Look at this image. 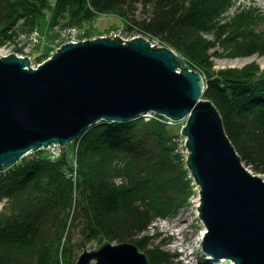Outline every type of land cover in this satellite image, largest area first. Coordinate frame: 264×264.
Masks as SVG:
<instances>
[{"label":"trees","instance_id":"trees-1","mask_svg":"<svg viewBox=\"0 0 264 264\" xmlns=\"http://www.w3.org/2000/svg\"><path fill=\"white\" fill-rule=\"evenodd\" d=\"M48 2L0 0L1 36L37 27ZM56 12V20L71 13L72 21L82 22L117 13L131 28L177 51L190 69L205 75L203 98L219 111L242 161L264 175V71L255 64L220 71L216 78L211 73L215 57L264 56L263 10L239 7L237 0H57ZM168 124L154 115L91 126L68 150L77 161V183L71 162L53 161L48 151L0 172V264H71L84 238L98 245L135 243L150 264H170L174 254L161 245L148 248L154 237L143 235L194 192L176 153L179 132ZM85 221L94 228L90 237Z\"/></svg>","mask_w":264,"mask_h":264},{"label":"water","instance_id":"water-1","mask_svg":"<svg viewBox=\"0 0 264 264\" xmlns=\"http://www.w3.org/2000/svg\"><path fill=\"white\" fill-rule=\"evenodd\" d=\"M104 36L65 44L38 69L27 56L0 58V172L54 144L66 164L67 149L101 121L128 122L149 112L184 120L204 251L233 264H264V179L244 167L219 111L203 100L201 73L144 37ZM86 228L91 236L94 228ZM79 247L83 253L72 264H150L131 242Z\"/></svg>","mask_w":264,"mask_h":264},{"label":"rangeland","instance_id":"rangeland-1","mask_svg":"<svg viewBox=\"0 0 264 264\" xmlns=\"http://www.w3.org/2000/svg\"><path fill=\"white\" fill-rule=\"evenodd\" d=\"M56 2L57 0H49L48 2L49 8L48 10L45 11L47 15L44 16L43 18H38L39 24L37 25V27H34V29L32 30L27 29L26 31H22V32L20 31L15 32V30L13 29L11 31L6 32V36L4 37L1 36L0 34V58L7 57L13 53H15V55L18 57L25 58L27 56V58L30 59V68L38 69L39 66H41L45 61L50 60L58 52V49H60L65 44L72 43L73 41L85 42L87 40H92L99 37L105 38L106 36L104 35H109V34H114V36L118 35L122 40H128V41L142 36L152 44V47L158 44L157 47H166L172 50L175 54H178V56L182 57L173 48L164 45V43L160 39L154 38L149 35L141 34L140 32L131 28L129 22L125 19V17L117 13H105L100 16H94L90 18V20L83 22L79 21L78 19L72 21L71 13H70V15L68 14L66 15V18H60L59 20H56V16H57ZM237 6L256 7L264 11V0H237ZM234 10L231 11V14L233 13ZM72 11H75V9L73 8ZM9 32H13V33H9ZM216 50L218 49L217 48L212 49L211 52H214ZM182 58L184 59V57ZM211 60L213 62V70H211V73L215 78L218 76L220 71L230 68L242 70L244 69V67L248 65L250 66L257 64L258 67L260 68L259 70L264 71V56L259 55L257 53L247 57H238V58L215 57L212 58ZM26 69H29V67H26ZM203 76L204 78H206L205 75ZM149 116L151 117L147 119L154 117L153 114H149ZM159 116H163V115H159ZM168 123L177 127V130L179 132V138L176 139L178 143V147H176V153H178L180 155L181 160L184 161L185 164H187V160L190 154L186 146L187 138H185L182 135V129L183 126L186 125V121L183 120V121L175 122L168 119ZM55 145L56 144H54V146ZM54 146L50 147V149L47 148L45 150L50 151L51 149L53 150L56 147H58V145L56 147ZM72 146L68 148L67 151L68 150L71 151V149H73ZM56 153L59 156V159H61L62 150L60 145ZM33 154L34 152H30L27 155H25L22 159L30 158ZM69 161L71 162L72 165L71 177L74 178L75 183H77V179H78L77 161L76 159L74 161L73 160L71 161V159H69V152H68L67 163H69ZM242 163L249 172L256 174L255 171L252 169V167L248 165L245 161H242ZM256 175H259L264 179L263 174H256ZM188 179L191 181L192 189H193V185L195 186V188L198 189L197 183L190 172L188 175ZM75 194L79 195L77 191L75 192ZM194 196L198 198L199 192L197 191L192 192L191 195L188 197L187 204L182 207L185 208L184 211H181L182 216L187 215L189 219L188 221H186V224H183L180 228H177L174 227L176 225L172 224V221L169 220L168 222H165L162 218H160L157 219V221H159V223H157V225H159L157 228L154 229L152 228L154 226L153 223L151 228L148 227V230L143 232V235H146L147 237H154V239L151 240V246H149L148 248L161 245L162 251H166L168 253L175 255L176 253H180L184 251L182 244H184L185 248L195 246L197 247L196 251L198 252H196L195 254L196 255L195 259L193 258L194 259L193 264H233L230 261H224V260L219 262H214L211 261V258L206 257V255H203L204 252L202 251L201 248L203 246V236L206 231V228L200 217V212H199L200 206L198 205L199 202L194 199ZM168 223L170 224V226H167L169 225ZM182 231H185L184 234L182 233ZM75 234H77V231H75ZM175 236H177L178 240L180 241L178 240L173 241L174 239L173 237ZM79 239L80 237L76 235L75 242L73 244H77ZM76 247H78V245H76ZM97 247L98 245L95 242L88 244V250L90 251L95 250ZM82 253H83V248H78L76 253L74 254V258L72 259V261L75 259V257L81 255ZM183 259L185 263H183L180 258L179 259L173 258L170 264H187L186 262L188 260L185 258ZM91 264H95V262L92 261Z\"/></svg>","mask_w":264,"mask_h":264},{"label":"bare ground","instance_id":"bare-ground-1","mask_svg":"<svg viewBox=\"0 0 264 264\" xmlns=\"http://www.w3.org/2000/svg\"><path fill=\"white\" fill-rule=\"evenodd\" d=\"M191 71H192V69H191ZM198 71V70H197ZM181 71H178V73H180ZM199 72V71H198ZM201 73V72H200ZM201 75H202V73H201ZM202 77L204 78V76L202 75ZM205 79V78H204ZM205 86H206V80H205ZM203 100H204V98H203ZM149 114H153V115H157L156 113H153V112H149V113H146V114H144V115H142L141 117H143V118H149V117H151V116H149ZM141 117H139V118H141ZM138 118V119H139ZM56 146V145H55ZM45 149H40V151H44ZM52 150V149H51ZM48 151L49 153H50V158L53 160V161H56V160H59L57 157H55V155H54V153L52 152V151ZM39 151V150H38ZM46 151V150H45ZM189 151V150H188ZM189 154H190V152H189ZM188 159H189V157H188ZM188 161V160H187ZM186 168L189 170V172L191 173V170H190V168H189V166H188V163L186 164ZM192 174V173H191ZM194 177V176H193ZM195 179V178H194ZM198 186V185H197ZM193 189H194V192H200V187H198V189L197 188H195V186L193 185ZM200 197V196H199ZM79 203H81V199H80V196L79 195H76V194H74V205L75 206H77ZM200 206V205H199ZM181 211H184L183 209H179V211L177 212V213H174L173 215H171V216H173L174 218H180L179 220H177V221H172V224H174V225H176V226H174V227H177V228H180L181 226H182V224L184 223V222H186V221H188L189 219H188V217H187V215H183L182 216V212ZM169 220V219H168ZM157 223H159V221H157V220H155L154 221V226L152 227V225H153V223L149 226V228H157L159 225H157ZM84 224H85V229H87L86 228V226H89V224L87 223V221H85L84 222ZM169 224V223H168ZM204 224V223H203ZM167 226H170V224L169 225H167ZM205 226V225H204ZM89 230V229H88ZM181 232V231H180ZM184 232L185 231H182V233L184 234ZM89 234V233H88ZM88 234H87V237H90V236H88ZM205 235V234H204ZM174 239H173V241H176V240H178V237L177 236H175V237H173ZM198 239V238H197ZM191 240V239H190ZM82 241H84L85 242V244H86V246L88 247V243L86 242V238H84V239H82L80 242H82ZM178 241H180V240H178ZM98 245V244H97ZM101 245V244H100ZM100 245H98V246H100ZM182 246H183V249L185 250L186 248H185V246H184V244H182ZM202 251L204 252V254L203 255H206V257H209V258H211V261H214V262H219V261H223V260H217V259H215L214 257H212L211 255H208L205 251H204V249H203V246H202ZM197 250V247H195L194 246V248H193V253H191V254H187V259H189L190 258V261H189V264H193L194 263V259H195V257H196V252H198V251H196ZM194 258V259H193ZM224 261H226V260H224ZM94 262L96 263V261L94 260Z\"/></svg>","mask_w":264,"mask_h":264},{"label":"built area","instance_id":"built-area-1","mask_svg":"<svg viewBox=\"0 0 264 264\" xmlns=\"http://www.w3.org/2000/svg\"><path fill=\"white\" fill-rule=\"evenodd\" d=\"M125 41H128V40H125ZM57 146V145H56ZM56 146H54V147H56ZM59 147V146H58ZM58 147H56L55 149H53V150H51L53 153L55 152L56 153V151H57V149H58ZM54 153V155H55V157H59L58 155H57V153L55 154ZM194 199L195 200H197L199 203H198V205H200V197H198V198H196V196H194ZM184 210V209H183ZM188 212V211H187ZM180 218H178V219H174L173 221H177V220H179ZM165 222H168L167 220H164ZM183 224H186V222H184ZM182 224V225H183Z\"/></svg>","mask_w":264,"mask_h":264}]
</instances>
